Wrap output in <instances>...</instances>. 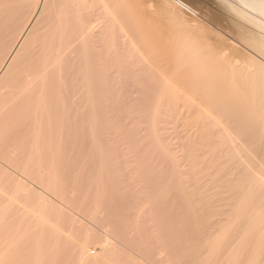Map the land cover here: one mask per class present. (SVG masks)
<instances>
[{"label":"rangeland","instance_id":"rangeland-1","mask_svg":"<svg viewBox=\"0 0 264 264\" xmlns=\"http://www.w3.org/2000/svg\"><path fill=\"white\" fill-rule=\"evenodd\" d=\"M149 1L147 7L148 4L156 9L161 7V10L169 7L172 15V10H176L174 12L190 24L188 28L185 22L186 25L182 24L183 20L176 24L178 20L170 14L166 15L168 20L166 17L161 19L162 14H166L164 12L161 17L157 16L158 29L164 26V29L170 30L169 33L171 30L172 34L179 32L172 36L166 30H160L161 33L165 31L162 34L167 44V36L173 37V41L181 33L183 35L185 29L195 33L198 28L195 25L202 28L203 24V29L206 26L204 30L198 28L201 31H197L206 33L210 29L221 32L224 23H227L225 10L217 0ZM130 2L131 6L135 1ZM0 3V264H225L226 258L223 259L222 255L208 262L207 250L215 245L218 235V240H223L215 246L221 249V254H224L222 250L236 245L234 241H238L236 232L239 230L236 226L235 231H231L233 227L224 229L227 223L231 226L232 207L220 208V204L227 203L219 201L226 194L212 187V177L205 176L207 182L204 178L190 176L188 161L182 159L183 145L193 128L189 126V120L180 115L174 118L172 110L168 113L171 109L168 106L156 105L154 94L157 93V86L148 72L138 71L135 75L128 72V58L122 55L125 47L117 38L120 31L103 33L98 38L96 35L99 41L92 37L87 44L78 39V44L85 45L76 44L78 48L74 45L76 52L71 47H68L69 51L67 46L64 47L68 53L61 50V55L67 56L62 55L58 63L63 67L57 65L54 69V66H49L50 59L47 58L48 52L51 51V55L54 49V46L51 50L48 45L49 39H52L50 44L53 45L54 32L47 31L52 34L47 35L42 31L43 34L36 39L38 42L32 41L36 38L33 36L30 39L32 42L28 43V19H31L30 22L36 19L32 10L39 5L38 0L32 4L28 0H0ZM30 14L33 16L30 17ZM170 16L174 21L169 19ZM216 16L224 19L218 20ZM179 25L185 27L181 29ZM204 33L201 36L206 38L205 41L213 37L208 33L204 37ZM74 39L75 34L70 40ZM44 40L49 48L46 55L48 62L42 54L47 51L43 47ZM172 41L169 39L173 44ZM35 43L37 46L34 47L36 50L40 47L41 53L33 49ZM37 54H41L42 58ZM42 59L48 64L47 68H43L42 63H45ZM48 68L51 69L47 72ZM64 70L68 72L67 76ZM36 77L41 78L36 80ZM31 78L36 81L32 82ZM178 85L180 87L181 84ZM70 88L71 92L68 91ZM31 92L33 95L28 98ZM199 181L200 184L197 183ZM200 190L206 192L203 197ZM214 190L218 191L212 194ZM219 194L220 198L217 197ZM206 196L208 199L204 200ZM199 198L205 205L200 203ZM202 216L205 220H201L204 219ZM215 222L220 223L215 226ZM205 224L206 227L214 225L211 227L212 241L203 237Z\"/></svg>","mask_w":264,"mask_h":264},{"label":"bare ground","instance_id":"bare-ground-1","mask_svg":"<svg viewBox=\"0 0 264 264\" xmlns=\"http://www.w3.org/2000/svg\"><path fill=\"white\" fill-rule=\"evenodd\" d=\"M30 1H31V3H30ZM34 1L36 2V0H34ZM34 1L32 2V0H28V3L32 4V3H34ZM39 1L40 0H38V3H39L38 6L35 5L38 3L34 4L35 6H37V8L34 7L35 9L32 10L36 14L35 15L36 19L34 20V22H30L31 19L30 20L28 19V21L30 23L27 21L28 22V43L29 42L31 43L32 41L38 42L39 40L36 41V39L39 38V34L40 35L43 34L42 31H44V33L47 35L54 32L55 36L53 38L54 40L52 41L53 45L51 46V44H50L52 39H49L50 43H48L49 48L51 50L54 46V49L52 50L53 54L51 53L52 56L50 55L51 51L48 52L49 48L47 47L48 45H47V43H45V40H44L45 46L43 45V47L45 48V50L47 49V51H46V54H45V51L42 52L44 59L47 57L46 55L49 53V56L47 57L48 59H50L48 64H49V66H54V69L57 65L59 66V68L61 67V65H59L58 63H59L60 59L62 60V58H61L62 55L67 56L65 54L61 55V50L65 53H68V51L70 50V49H68V47L73 48L72 51L74 50L75 46H76V48H78L76 45V44H78L77 42L81 41V42H86V44H87L89 42L88 40L91 39L92 37L95 38V40H96L98 38V35H102L103 33H106V34L110 33L111 34L113 31H120L119 33H121V34L119 36H117V38H119L121 40V42H120V40H116V41H119L122 44V46L125 47V48H123L124 50L122 48H120V49L123 50L122 55H125V59H126V56L128 58V63L130 65V71H128V72H131L132 75H135V73L138 71H139V73L140 72H146V73L148 72L149 75L152 77L153 81L156 83L155 86H157L156 87L157 93L154 94V97H155L156 103H157L156 105L159 104L160 106H166V107L168 106L169 108H171V109H168V113H169V110H172L173 112L171 114H173L174 118L176 117L175 115H180L183 119L189 120V122H188V123H190L189 126H192V128H193L192 130L189 131L191 134L189 136L188 141L186 142V144L183 145L184 157L182 159V161L184 159H186L188 161L190 176H192L194 178H204L205 180H206L205 176L206 177H208V176L212 177V181H211L213 184L212 187L214 189L219 188L220 189L219 191L222 192V193L220 192L221 194H223V195L226 194L225 197L222 196L221 200H219V201H225L227 203L220 204V208H222L223 206L224 207L225 206H231L232 207V210H231L232 216L229 220V225H231V226H227L228 225V223H227V225L224 227V229L226 227H233L230 229H233L231 231H235L234 227L236 226L237 231L239 230L238 232H236V236L238 237L237 238L238 241L233 240L234 243L236 242L235 243L236 245L234 246V244H233V246L230 249H227L226 247L223 246L224 248L227 249V252H226V249H224V250H222L223 251L222 253H224V254H221V249L215 246L216 244H218L219 242H222V240H223V239L218 240V237H219V235H218L217 240L214 241L215 245H213V247L210 246L207 250L208 251L207 261L214 259L217 255H219V256L222 255L221 257L223 259L226 258L225 259L226 262H224L225 264H264V0H217L219 2V5H221V7H223V9L225 10L224 14L227 15V17H228V18L224 17L227 20V23H224V25L222 24L223 27L220 26V27H222L220 29L221 32H214L211 29L209 31V28H208L209 32L205 31L206 33H204V31H202L205 34L204 37H207L206 35H208V34L213 36L212 38H209L207 41H205L206 38H203L201 36V35H203V33H198L201 31V30L198 31V28H200L201 26L199 27L198 25L197 26L195 25L196 28L198 27L196 29L195 33H191V31H187V29H185V31H184L185 33L183 32L184 33L183 35L181 33V36H178L179 38L178 37L174 38V40L177 38V40H175V41L171 40L173 37L170 36V38H169V36H167L166 39L168 40V44L166 43L167 41L165 40L164 35L162 34L165 31H162V33L160 32V30L164 29V26L162 25L163 27L162 28L160 27L159 29L156 26L157 18L159 16L161 17L162 12H164V14L165 13L166 14H165V16L162 14L161 19L162 18L165 19V17L167 19V16H169V14L174 19L178 20L177 23L175 22L176 24H179V22H181V20H183L182 24H184L185 19H183V18L181 19V17L174 12L176 10H172L173 11V15H172L171 14V8L169 11V7H167V6H165V7H167L166 9H164V10L162 9L163 11L160 9L161 7L159 8L160 10L156 9L157 7L152 8L153 7L152 5H151L152 7L151 6L149 7L150 4H148V7H149L148 8L146 6L147 5L146 3H147V1L150 2L149 0H147V1L146 0H41V3ZM130 1H135V2L132 3V5L130 6V4H131ZM14 2H16V1H14ZM161 2H163V1H161ZM168 2H166L167 5H170V4H168ZM171 5H170V7L173 6V5L172 6ZM4 6H6V5H4ZM132 6H133V8H132ZM162 6H164V4ZM0 7H2V5ZM16 10H17V8H16ZM157 12L160 15H158ZM167 12H169V13L167 14ZM0 14H2V13H0ZM24 14H26V13H24ZM33 14H30V17L33 16ZM172 17L169 19L171 21H174L172 19ZM207 18H209V17H207ZM216 18H218V20L224 19L221 16H220V18L218 16H216ZM8 19H10V17ZM40 19H42V20L40 21ZM226 20H225V22H226ZM159 21H160V19H159ZM215 21H216V19H215ZM168 22H167V24L170 25ZM171 24H173V23H171ZM186 24H184V25H186ZM195 24H196V22H195ZM184 25H182V26H184ZM188 25L190 26V24H187L186 28H188ZM201 25H202V28H200V29L204 30L206 28V26L203 29L204 25L203 24H201ZM171 26H170V28H171ZM182 26H180V28ZM184 27H182V28H184ZM125 28H126V30H125ZM216 28H218V27H216ZM164 30H166L167 32L170 31L169 29L168 30L164 29ZM2 31H3V29H2ZM47 31L48 32L51 31V32L47 33ZM171 32H172V30H171ZM174 32H175V30H174ZM168 33H166V34H168ZM177 33L179 34V32H176L173 34L171 33V34H172V36H174V34H177ZM196 33H198V34H196ZM74 34L76 36V40L74 39L75 41H71L70 40L71 36H73ZM10 35H11V33H10ZM47 35L45 37H47ZM50 35H52V34H50ZM96 35H97V38L95 37ZM33 36L34 37L36 36V38H34V40L30 41V39L33 38ZM99 37H101V36H99ZM168 38L170 39V41L173 42V44L171 42H169ZM78 39H80V41ZM99 39H97V40L99 41ZM107 39H109V38H107ZM163 39L165 42L164 44H162ZM10 40H12V39H10ZM46 41H47V39H46ZM94 42H92V43H94ZM120 43H118L119 47H120ZM13 44H14V41H13ZM37 44L39 45V43H37ZM79 44H82L81 46L85 45V44L83 45V43H79ZM79 44H78V46H79ZM95 44L96 43H94V45ZM105 45H106V43H105ZM105 45H104V47H105ZM30 46H31V44L28 45V48ZM34 46L35 47L37 46L36 43H35V45H32V47H34ZM99 46L100 45H98V47ZM161 46H163V47H161ZM35 47L33 49L36 50ZM64 47H66L68 49L67 52L65 51L66 49ZM98 47L96 46V48H98ZM3 48H5V47H3ZM39 48L36 51L39 50V53H41ZM44 48H43V50H44ZM163 48H166V49L162 50ZM120 49H118L119 52L122 51V50L120 51ZM28 50H30V48ZM98 50H101V49H98ZM33 51H32V53L34 54V52H36V51H34V52ZM82 51H83V49H82ZM70 54L74 55L75 53L73 54V52H72ZM32 55H31V57H32ZM40 55H38V56H40ZM44 55H45V57H44ZM119 55H120V53H119ZM40 57L42 58V55ZM40 57H39V59H40ZM68 57L70 60H72L71 56L68 55ZM99 57H101V56H99ZM47 58H46L47 61L42 59L43 60L42 62H44V61L48 62ZM120 58H122L124 60V58L122 56ZM62 62H60V64H62ZM46 64L47 63H45V65H44L42 63L43 68H44V66L47 68L48 64L47 65ZM67 64H70V63H67ZM105 64H107V63H105ZM40 65H41V62H40ZM108 65H110V64H108ZM167 65L169 67L171 66L170 67L171 69L167 68L168 67ZM105 67H107V66H105ZM43 68H42V70H43ZM107 68H109V67H107ZM49 69H51V68H48L47 72L50 71ZM74 69H76V68H74ZM56 71H57V68H56ZM64 72H65V70H64ZM75 72H76V70H75ZM108 72H109V70H108ZM67 73H66V76H67ZM47 74H44V75L47 76ZM33 75H35V74H33ZM33 75H32V77H33ZM38 78H41V77H38ZM38 78L36 77V80ZM84 79H87V78H84ZM33 80H35V79H32V82H33ZM90 80H91V78H90ZM32 82H31V80L29 81L30 84H32ZM147 82L149 83V81H147ZM177 83L181 84L180 87ZM174 84H176V86H178V87H176ZM145 85H146V83H145ZM151 86H153V84ZM149 88H150V86H149ZM23 89H24V87H23ZM70 90H71V88L68 89V91H70ZM25 91H27V90H25ZM74 91L76 92V90H74ZM95 91H96V89H95ZM144 91H146V90H144ZM151 91H152V89H151ZM32 92L30 95H28V98H29V96L33 95ZM66 92L67 91L65 90L64 93H66ZM70 92H68L69 95H71ZM111 93H110V95H111ZM151 94H153V93L151 92ZM35 95H37L36 92H35ZM110 95H109V97H110ZM149 95H150V93H149ZM80 97H82V96H80ZM91 97H92V93H91ZM84 99H85V97H84ZM65 100H67V99H65ZM68 101H65V102H68ZM34 104H36V103H34ZM40 106H41V104H39V108H40ZM155 109L157 110V107ZM58 112H59V109H58ZM60 112H61V110H60ZM73 112H71V113H73ZM42 113H43V111H42ZM30 114H32V112ZM48 115H50V114H48ZM43 117L41 119H43ZM177 117H179V116H177ZM37 119H39V118H37ZM49 121H50V119H49ZM82 123H84V121ZM86 124H87V122H86ZM58 126H59V124H58ZM76 129L77 128H75L74 130H76ZM50 131H51V129H50ZM189 132H188V134H189ZM66 135H67V133H66ZM90 139H92V138L90 137ZM183 139H185V138H183ZM180 140L181 139H179V141ZM64 141H65V138H64ZM182 142H184V140ZM91 144H92V142H91ZM178 148H180V147H178ZM181 152H182V150H181ZM177 159L175 158V160H177ZM223 165H225V166H223ZM49 179H50V177H49ZM49 179H48V181H49ZM53 179L55 180L54 177H53ZM187 180H189V179H187ZM200 182L201 181H199L197 183L200 184ZM53 183H55V182H53ZM53 183L51 185H53ZM58 184H59V182H58ZM191 184H193V183H191ZM194 184H195V182H194ZM209 184H210V182H209ZM60 185H62V184H60ZM52 187H51V190H53V188L55 186L53 188ZM192 187H193V185H192ZM198 187L199 186H197V188ZM77 188H79V187H77ZM201 188H203V187H201ZM207 188H211V187H207ZM51 190H49V192ZM195 191H198V189ZM215 191L217 193L218 190H214V192L212 194H214ZM58 192H56V193L58 194ZM202 192L203 191H201V193ZM207 192H209V190ZM204 193H206V192H203V195H201L202 197L204 196ZM197 194H198V192H197ZM64 195H65V193H64ZM189 195H191V194H189ZM219 196H220V194L217 197H219ZM206 199H208L207 196H206V198H204V200H206ZM210 199H211V197H210ZM211 200H213V199H211ZM73 201H75V199ZM199 201H200V203L202 202V204L204 202L203 199H202V201H201V199ZM214 201H215V199H214ZM215 202H217V201H215ZM72 204H74V203H72ZM203 205H205V204H203ZM214 205L215 204H213V206ZM194 207H196V205ZM198 207H199V205H198ZM201 208H204V206H202ZM217 209H218V207H217ZM177 211H178V209H177ZM199 211H201V210H199ZM228 212H229V210H228ZM199 213H201V212H199ZM201 214H203V213H201ZM214 215L216 216V214H214ZM203 218L204 219H201V220H205V217H203ZM220 218H221V216H220ZM225 218L228 219V217H225ZM207 221H208V219H207ZM209 221H210V218H209ZM227 221H225V222H227ZM219 223L220 222H215L214 225L216 226ZM206 226H207L206 224H205V226H203L204 227L203 229H205L203 232L204 235L202 233H201V235H203L205 240H208V239L211 240L212 239L211 236H213L211 227H213V226L212 225H210V227L209 226L206 227ZM222 231H223V229L221 230V232ZM201 232H202V230H201ZM229 233H230V231H229ZM229 233H227V234H229ZM36 234H37V232H36ZM216 234H218V233L216 232ZM216 234L214 233V235H216ZM230 237H228V239H230ZM226 238H227V236H226ZM228 239H227V241H230ZM227 241H226V243H227ZM228 246H229V244L227 245V247ZM27 263H29V262H27Z\"/></svg>","mask_w":264,"mask_h":264},{"label":"built area","instance_id":"built-area-1","mask_svg":"<svg viewBox=\"0 0 264 264\" xmlns=\"http://www.w3.org/2000/svg\"><path fill=\"white\" fill-rule=\"evenodd\" d=\"M190 13V12H189Z\"/></svg>","mask_w":264,"mask_h":264}]
</instances>
